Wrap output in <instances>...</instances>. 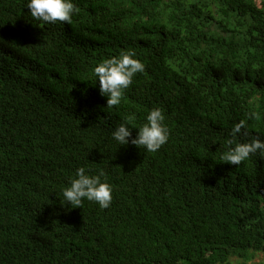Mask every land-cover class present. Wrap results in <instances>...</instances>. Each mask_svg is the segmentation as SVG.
Wrapping results in <instances>:
<instances>
[{
	"label": "trees",
	"instance_id": "trees-1",
	"mask_svg": "<svg viewBox=\"0 0 264 264\" xmlns=\"http://www.w3.org/2000/svg\"><path fill=\"white\" fill-rule=\"evenodd\" d=\"M73 2L45 23L0 0V264H256L264 155L220 154L241 120L264 139V0ZM122 51L145 70L108 107L93 69ZM157 106L158 151L112 140ZM82 166L105 171L109 208L61 204Z\"/></svg>",
	"mask_w": 264,
	"mask_h": 264
},
{
	"label": "clouds",
	"instance_id": "clouds-1",
	"mask_svg": "<svg viewBox=\"0 0 264 264\" xmlns=\"http://www.w3.org/2000/svg\"><path fill=\"white\" fill-rule=\"evenodd\" d=\"M26 8L32 18L45 23H71L73 14L78 11L73 0H27ZM145 70L144 63L136 58L134 51H122L118 56L109 57L99 62L93 69L96 82L99 83L101 96L107 97V106L121 104L125 91L133 83L134 77ZM136 114H128L111 132V138L120 146L129 143L147 152H156L170 139L171 130L166 123V116L161 107L151 108L145 121L137 128ZM138 129L135 137L132 130ZM250 135L245 121L235 123L225 140V150L220 154L224 163L239 166L253 154L264 155V139ZM113 187L108 182L103 169L96 173L86 167L76 169L75 178L62 188V205L81 208L85 200L95 202L101 209L111 206Z\"/></svg>",
	"mask_w": 264,
	"mask_h": 264
},
{
	"label": "rangeland",
	"instance_id": "rangeland-1",
	"mask_svg": "<svg viewBox=\"0 0 264 264\" xmlns=\"http://www.w3.org/2000/svg\"><path fill=\"white\" fill-rule=\"evenodd\" d=\"M263 262L264 263V254H260L258 258L255 260V263Z\"/></svg>",
	"mask_w": 264,
	"mask_h": 264
}]
</instances>
